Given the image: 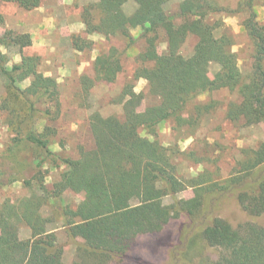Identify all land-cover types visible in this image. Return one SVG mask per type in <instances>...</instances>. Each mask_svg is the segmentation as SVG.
<instances>
[{
	"label": "trees",
	"instance_id": "16d2710c",
	"mask_svg": "<svg viewBox=\"0 0 264 264\" xmlns=\"http://www.w3.org/2000/svg\"><path fill=\"white\" fill-rule=\"evenodd\" d=\"M126 1H87L79 13L82 30L70 34L78 51L93 47L91 35L124 41L122 49L115 45L99 49L91 63L93 76L80 75L83 100L97 81L113 82L122 71V55L142 44L136 54L138 64L115 99L122 103L123 117L91 112L93 145L77 144L74 153L67 151L63 140L51 147L57 129L49 122L62 112L58 79L39 70L38 56L9 63L3 51L32 45L31 34L8 28L0 33V76L5 81L0 113L13 135L10 151L24 144L32 148L34 157V172L23 180L30 195L0 203V264H67L63 253L69 244L75 245L70 264H124L138 254L142 236L162 232L177 218L183 219L180 238L168 245L162 264H264V137L255 148L242 149V157L222 178L206 168L182 174L178 156L197 163L201 157L157 136L166 120L174 123L173 129L192 134L201 118L219 104L197 97L220 88L238 94L225 106L226 119L233 124L264 125V19L255 9L258 0H238L234 8L218 0H180L174 12L166 8L172 0H133L130 13L124 10ZM0 2L31 10L41 0ZM221 13L245 14L241 26L251 58L247 71L239 65L232 49L234 36ZM3 21L0 13V24ZM192 35L196 37L193 50L184 55L181 48ZM161 42L166 44L163 51L158 50ZM211 64L218 66L212 75ZM140 78L146 80L145 92L134 90ZM147 95L152 102L140 109ZM42 119L45 122L38 127ZM61 166L58 180L47 182L49 172ZM188 187L194 195L179 198L177 194ZM65 191L82 193L83 198L65 202ZM230 196L247 215L263 220L234 225L217 215L221 202ZM165 197L172 202L164 203ZM44 206H52L50 215L42 213ZM52 222H60L66 241L58 240L49 227ZM22 224L30 229L27 238L19 235ZM199 241L216 249V258L204 255L195 261L190 250Z\"/></svg>",
	"mask_w": 264,
	"mask_h": 264
},
{
	"label": "rangeland",
	"instance_id": "374dc122",
	"mask_svg": "<svg viewBox=\"0 0 264 264\" xmlns=\"http://www.w3.org/2000/svg\"><path fill=\"white\" fill-rule=\"evenodd\" d=\"M87 1L89 0H78L75 3L72 0H41L40 5L31 10H24L11 2H0V13L4 18L3 23L0 24V33L8 28L17 32L30 33L32 41H34V33L36 37V42L30 46L3 49L8 54L9 63L17 62L23 57L38 56L39 70L58 79L61 89L62 112L57 120L49 122L57 129L54 136L55 144L51 147H57L59 141L63 140L67 151L70 153L75 152L77 144H83L86 147L93 145V137L88 124V117L91 112L97 110L103 116L116 114L120 118L123 117L122 103L115 99L138 64L136 54L142 47L141 43L130 47L125 52L126 54L122 55V71L118 73L116 79L113 82L97 81L90 88L89 95L83 100L80 97L79 77L81 74L93 76L91 63L99 49L109 45H115L120 49L124 47L122 38L111 37L106 40L101 36L91 35L89 37L94 42L92 48H85L82 51L73 48L70 34L82 30L83 24L80 21L79 13L82 5ZM179 1H170L166 6L167 10L176 11ZM218 1L225 7L234 8L238 0ZM263 3L264 0H258V5L255 7L259 19H264ZM123 7L127 13H130L135 8V3L133 0H127ZM39 8L42 9L40 12H38ZM244 16V13L219 14V17L223 18L226 29L234 36L235 44L232 49L237 54L239 65L242 71H247L251 65V58L249 40L241 26ZM28 28L33 30V34L28 31ZM220 32L221 29L217 33ZM133 33L136 32L133 31ZM195 42L196 37L189 36L181 48L182 54L189 55ZM165 46L166 44L161 42L158 50L163 51ZM216 69L218 66L211 64L210 75ZM4 83V79L0 76V97L4 93ZM25 84L24 82L22 85ZM146 89L145 79L140 78L134 82L136 92H145ZM211 98L219 101L218 107L201 118L198 128L192 134L186 130L182 132L183 130L173 129L174 123L171 120L161 123L157 133L161 142L171 145L178 143L182 151L193 153V157H201L202 160L197 163L189 158L178 156V170L186 176L201 172L206 168L216 177L225 178L230 174L236 161L242 157V149L246 147L255 148L264 137L263 123L233 124L225 118V106L229 101L237 100L236 91L220 88L210 93H202L197 97L201 102H206ZM150 102L152 100L147 95L142 101L140 109ZM3 119L4 117L0 113V170L3 171V174L0 175V203L7 198L16 201L20 197L30 195L29 188L23 184V180L30 178L34 172L32 148L20 144L11 152L10 147L14 144L11 140L13 135ZM44 122V119L39 120L37 126L40 127ZM62 168L63 166L52 169L48 174L47 182L51 183L58 180ZM12 178H16V181H12ZM193 195L194 190L191 187L177 194L179 198H189ZM82 198V193L73 191H65L63 194L65 202L77 203ZM163 202L171 203L172 198L165 197ZM51 212L52 206L42 208L44 215H50ZM216 214L226 218L234 225L241 221L263 220L247 215L239 207L234 196L224 199ZM182 221V218L172 219L162 232L142 236L138 243V254L128 258L124 264H162L163 259L167 256L168 245L171 242L176 243L178 236L180 238L178 230L181 228ZM49 227L56 231L60 242L66 241V235L60 222H52ZM19 235L21 238L29 237L30 229L28 226L20 225ZM74 252V244L65 246L63 253L65 263L70 264L72 262ZM190 252L195 261L204 255L211 259L217 256L216 249L203 247L200 241L192 247Z\"/></svg>",
	"mask_w": 264,
	"mask_h": 264
},
{
	"label": "crops",
	"instance_id": "0c3cea01",
	"mask_svg": "<svg viewBox=\"0 0 264 264\" xmlns=\"http://www.w3.org/2000/svg\"><path fill=\"white\" fill-rule=\"evenodd\" d=\"M41 10H42V9L39 8V9H38V12H40ZM37 24L39 25V23H37ZM28 31H30V32L33 34V30H32V29L28 28ZM35 38H36V37H35V33H34V34H33V40H34L33 42H36V41H35Z\"/></svg>",
	"mask_w": 264,
	"mask_h": 264
}]
</instances>
